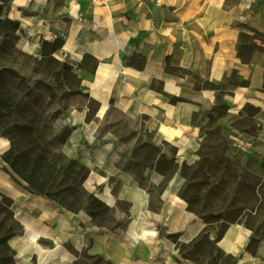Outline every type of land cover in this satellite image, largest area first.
<instances>
[{
  "label": "crops",
  "instance_id": "1",
  "mask_svg": "<svg viewBox=\"0 0 264 264\" xmlns=\"http://www.w3.org/2000/svg\"><path fill=\"white\" fill-rule=\"evenodd\" d=\"M6 19L15 53L77 76L87 103L68 111V153L103 206L71 211L17 182L0 136L12 264H209L192 253L203 235L234 264H264L244 217L217 234L185 193V168L214 155L264 181V0H0Z\"/></svg>",
  "mask_w": 264,
  "mask_h": 264
},
{
  "label": "rangeland",
  "instance_id": "2",
  "mask_svg": "<svg viewBox=\"0 0 264 264\" xmlns=\"http://www.w3.org/2000/svg\"><path fill=\"white\" fill-rule=\"evenodd\" d=\"M258 38L264 40V37ZM16 64H19L20 70L13 68ZM6 67L15 70L19 77L8 79L4 84L0 81V125L5 121L10 123V127L14 123H24L39 144L58 156L55 168L45 166L40 169L48 180V193L67 202L77 201L82 207L103 211L102 204L82 186L85 167L68 153V147L72 145L68 111L73 105L82 108L87 103L77 76L65 69V63L61 65L50 55L32 61L14 52L11 56L0 57V70ZM90 105L95 107L93 102ZM0 136L9 142L8 150L13 148L7 136ZM19 153L14 150L12 158L19 169L30 172L31 164L28 161L26 164L19 162ZM213 158V163L219 160L222 164L217 166L202 162L185 168V193L192 209L205 218L217 234H221L227 222L242 216L257 234L263 236L264 181L258 177L253 180L237 163L225 162L223 156L216 158L214 155ZM6 168L12 169L7 162ZM15 176L17 182L27 184L21 176ZM12 204L10 196L0 193V264H12L14 253L8 239L20 230ZM192 253L200 260H208L209 264H234L232 258L218 250L207 235L193 244Z\"/></svg>",
  "mask_w": 264,
  "mask_h": 264
},
{
  "label": "trees",
  "instance_id": "3",
  "mask_svg": "<svg viewBox=\"0 0 264 264\" xmlns=\"http://www.w3.org/2000/svg\"><path fill=\"white\" fill-rule=\"evenodd\" d=\"M17 28L18 23L16 22L8 19L0 20V35L2 34L3 29L6 30L5 37L0 39V57H8L14 54L15 42L18 39V36L15 33H8L7 31L9 29L16 30ZM57 47H59V45H56L54 48ZM65 69L72 71L71 67L68 65H66ZM15 77H19V74L11 68L6 67L0 70L1 84H4L6 80L13 79ZM0 134L7 136L9 138L8 140L13 144V148L4 153L3 159L5 162L10 164L12 169L9 171L14 177H16L15 175L21 176V178L27 182V186L31 191L37 194L46 195L71 211H78L82 208L77 201L67 202L55 194L48 193L46 191L48 180L45 178V175H42V171L40 169L45 166L55 168L58 156L50 152L47 147L39 144L36 141L32 130H29L24 123H14L10 127V123L5 121L2 126L0 125ZM14 150H18L20 152L17 156V158H19V162L23 161L22 163L26 164L28 161L29 164H31L32 168L30 172H24L18 168L17 162L12 158ZM72 163L76 164V161H72ZM81 170L82 169L79 170V173ZM86 176L87 169L86 173L82 175V182Z\"/></svg>",
  "mask_w": 264,
  "mask_h": 264
},
{
  "label": "built area",
  "instance_id": "4",
  "mask_svg": "<svg viewBox=\"0 0 264 264\" xmlns=\"http://www.w3.org/2000/svg\"><path fill=\"white\" fill-rule=\"evenodd\" d=\"M91 3H101L104 0H89ZM154 2L156 5H161L163 3V0H150Z\"/></svg>",
  "mask_w": 264,
  "mask_h": 264
}]
</instances>
